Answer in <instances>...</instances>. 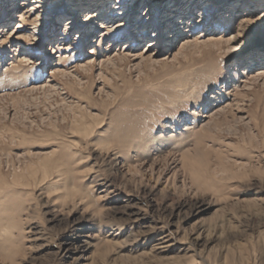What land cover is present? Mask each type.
I'll use <instances>...</instances> for the list:
<instances>
[{"label":"rangeland","instance_id":"1","mask_svg":"<svg viewBox=\"0 0 264 264\" xmlns=\"http://www.w3.org/2000/svg\"><path fill=\"white\" fill-rule=\"evenodd\" d=\"M0 264H264V0H0Z\"/></svg>","mask_w":264,"mask_h":264},{"label":"bare ground","instance_id":"2","mask_svg":"<svg viewBox=\"0 0 264 264\" xmlns=\"http://www.w3.org/2000/svg\"><path fill=\"white\" fill-rule=\"evenodd\" d=\"M242 5H240V7H241ZM230 21L231 20H228L227 22H226V24H229L230 23ZM148 45H149V48H148V50H147V53L151 50V48H153L154 47V44H153V42H148ZM5 231V230H4Z\"/></svg>","mask_w":264,"mask_h":264}]
</instances>
